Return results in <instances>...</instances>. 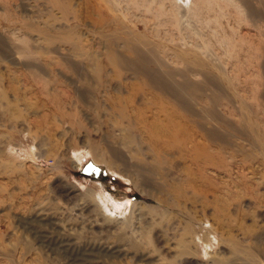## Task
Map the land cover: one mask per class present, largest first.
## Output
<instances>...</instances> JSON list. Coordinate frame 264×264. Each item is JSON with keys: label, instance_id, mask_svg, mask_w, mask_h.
Returning a JSON list of instances; mask_svg holds the SVG:
<instances>
[{"label": "rangeland", "instance_id": "obj_1", "mask_svg": "<svg viewBox=\"0 0 264 264\" xmlns=\"http://www.w3.org/2000/svg\"><path fill=\"white\" fill-rule=\"evenodd\" d=\"M0 264H264V0H0Z\"/></svg>", "mask_w": 264, "mask_h": 264}, {"label": "bare ground", "instance_id": "obj_2", "mask_svg": "<svg viewBox=\"0 0 264 264\" xmlns=\"http://www.w3.org/2000/svg\"><path fill=\"white\" fill-rule=\"evenodd\" d=\"M141 54V53H140ZM140 54H139V58L140 59H142V57L140 56ZM143 54V53H142ZM138 56V55H137ZM144 56H148V55H144ZM149 57V56H148ZM143 60V59H142ZM146 60H148V59H146ZM140 61V60H139ZM144 61H145V59H144ZM152 61V60H151ZM146 62V61H145ZM150 62V61H149ZM147 63V62H146ZM148 64V63H147ZM135 66V65H134ZM142 66V65H141ZM150 66V65H149ZM136 69V68H135ZM146 69V68H145ZM141 70V69H140ZM139 70V71H140ZM145 71L146 70H144V73H145ZM147 71H149V70H147ZM154 71V70H153ZM151 73V72H150ZM148 74V73H147ZM155 74V73H154ZM150 77H151V75H150ZM152 79V81L154 82V84L156 85V84H160V82H162L163 83V81L161 80V78L157 75V74H155V75H153V78H151ZM151 79L150 80H148V81H150L151 82ZM161 83V84H162ZM160 84V85H161ZM164 84V83H163ZM170 121V120H169ZM160 122H161V120H158V119H153V121H152V126L154 125H159L160 124ZM163 123H165V122H163ZM169 123V122H168ZM173 126H175V127H179V125L177 124V123H173L172 124ZM151 126V125H150ZM161 128V127H160ZM159 128V129H160ZM163 128V127H162ZM171 129V128H170ZM169 129V130H170ZM172 130V129H171ZM172 133H173V131H172ZM158 135H159V137H164V135H165V132L164 131H162V129L160 130V132L158 131ZM114 217V216H113Z\"/></svg>", "mask_w": 264, "mask_h": 264}]
</instances>
